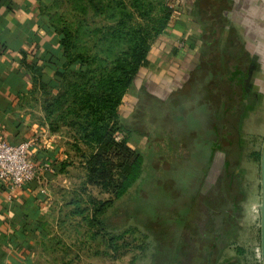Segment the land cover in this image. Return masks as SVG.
<instances>
[{
  "label": "trees",
  "instance_id": "trees-1",
  "mask_svg": "<svg viewBox=\"0 0 264 264\" xmlns=\"http://www.w3.org/2000/svg\"><path fill=\"white\" fill-rule=\"evenodd\" d=\"M101 1L102 10L107 8L116 17L109 30V38L125 36L126 44L109 60L108 68L102 67L91 75L86 74L89 68L84 62L83 53L75 55L72 52L68 31L61 23H53L45 9L44 19L57 34L59 50L55 52L54 60L58 64L56 70L59 78L56 90L49 91L42 103L50 124H72L79 140L90 147L81 154L85 160L84 179L106 189L110 195L103 199L90 198L91 209L87 218L96 234L99 232L100 236H106L112 242L119 233L108 230L109 224L103 211L115 199L123 202L134 196L145 179L143 152L130 145L129 134L144 135L147 147H152L154 143L158 154L157 166L170 158L178 168L194 171L196 186L190 191V201L186 207L180 212L176 211L177 217L185 218L184 211L204 180L214 150H221L224 156L223 165L225 171L228 170L224 173L226 178L228 176L226 188L229 190L232 187L231 173L241 150L240 115L249 102L247 80L253 60L248 56L240 35L220 10L222 4L216 1L217 7L214 8L215 0H194L193 12L200 21L198 34L201 41L196 61L187 66L182 81L162 95L153 94L140 82L134 90L130 109L121 114L117 111L118 99L124 89L131 85L139 65L149 62L146 54L150 40L163 29L169 3L167 0L160 2V9L152 14L149 0H131L137 14H146L139 23L132 25L122 18L132 13L122 10L125 6L123 0ZM143 20L144 23H141ZM49 85L55 83L49 81ZM257 154L258 149L248 151L253 160L258 158ZM225 176L222 178L225 179ZM130 187H133L132 193L127 194ZM222 192L223 189L219 188L211 191L212 196L204 198L208 203L206 210L210 209L212 219L220 224L226 216L223 211L227 210L225 206L220 210L216 207L223 200ZM236 205L233 196L229 200V208L235 209ZM131 213L135 214L134 211ZM142 220L138 221L150 235ZM220 232L217 231L215 237H219ZM157 236L159 248L167 245L164 235L159 232ZM215 242L214 238L212 243ZM162 257L167 258L163 261L167 264L169 257ZM228 259L227 263L204 264L232 263Z\"/></svg>",
  "mask_w": 264,
  "mask_h": 264
},
{
  "label": "rangeland",
  "instance_id": "rangeland-1",
  "mask_svg": "<svg viewBox=\"0 0 264 264\" xmlns=\"http://www.w3.org/2000/svg\"><path fill=\"white\" fill-rule=\"evenodd\" d=\"M164 1L149 0L148 3L152 4L151 13H156L160 9V2ZM123 2L125 6L122 10L132 13L121 15L122 18H125L126 23L136 25L146 14H137L131 0ZM101 3V0H51L45 5L52 22L61 23L68 31L72 52L75 55L83 53L84 62L89 68L87 75L96 74L102 67L108 68L109 60L126 44L125 36L109 38V30L116 17L107 8L102 10ZM152 69L153 65L149 62L139 65L131 85L124 89L118 99L119 113L128 112L134 90L140 82L149 91L154 90L149 75ZM173 83L163 81L161 85H155L159 89L155 95H162L175 86ZM248 99L250 102L255 100L251 96ZM240 117L241 150L238 151V162L231 173L232 187L229 190L226 188L228 176L226 178L224 173L228 170L225 171L223 165L224 156L221 150H214L204 180L190 206L184 211L185 218L177 217L176 211L180 212L190 201V191L196 186L194 171L178 168L170 158L164 159L157 166L158 154L154 143L152 147H147L144 135L129 134L130 145L143 152L145 179L134 196L123 202L115 199L103 211L109 224L108 230L119 233L112 242L108 241V237L100 236L99 232L96 234L93 224L87 218L91 209L90 198L103 199L110 195L106 189L84 179L85 160L78 154L86 153L90 147L78 140L76 147L73 146L71 139L77 137L74 126L59 122L60 132L68 141L65 146L69 158L65 161L66 177L61 180L55 175L49 186L54 189L55 196L60 195L63 203L55 215L46 218L48 221L43 227L44 232L33 250V264H164L167 258L162 255L169 257L167 264L227 263L228 258L232 260L230 264H261L259 214L255 206L259 203V160H253L248 151L256 150L263 139L264 102L256 100L254 104L245 106ZM131 188L127 194L132 193ZM219 188L223 189V200L216 207L218 210L222 206L227 209L223 211L226 216L222 224L212 219L204 199L210 197L211 191ZM231 193L237 204L235 209L229 208V200L233 199ZM141 219L153 238L138 221ZM219 230L221 235L215 237ZM159 232L165 236L167 243L163 248H159L156 242ZM214 238L216 242L213 244ZM172 248L175 250L173 255Z\"/></svg>",
  "mask_w": 264,
  "mask_h": 264
},
{
  "label": "crops",
  "instance_id": "crops-1",
  "mask_svg": "<svg viewBox=\"0 0 264 264\" xmlns=\"http://www.w3.org/2000/svg\"><path fill=\"white\" fill-rule=\"evenodd\" d=\"M50 1L0 0V135L9 142L28 138L29 157L37 163L48 162L47 168L38 171L12 195L0 181V264H33V250L44 232L46 218L55 215L63 203L49 185L55 175L61 180L66 177L68 141L59 125L50 124L42 103L49 91L56 90L59 78L54 60L59 50L57 34L44 19L45 5ZM193 1L167 0L165 25L150 40L146 58L153 65L149 75L154 94L159 92L155 85L163 81L175 85L181 82L187 66L196 61L201 41ZM216 1L222 4L220 10L253 60L247 85L248 96L255 100L247 106L256 100L264 102V0L213 2ZM49 81L55 85L50 86ZM77 140L80 141L78 137L71 139L75 147ZM261 142L257 147L258 160ZM257 192L258 201L259 188Z\"/></svg>",
  "mask_w": 264,
  "mask_h": 264
},
{
  "label": "built area",
  "instance_id": "built-area-1",
  "mask_svg": "<svg viewBox=\"0 0 264 264\" xmlns=\"http://www.w3.org/2000/svg\"><path fill=\"white\" fill-rule=\"evenodd\" d=\"M179 44L182 41L179 40ZM30 145L28 138L17 142H9L0 135V181L8 188V195L23 185L36 173L48 167V162L37 163L27 153Z\"/></svg>",
  "mask_w": 264,
  "mask_h": 264
},
{
  "label": "water",
  "instance_id": "water-1",
  "mask_svg": "<svg viewBox=\"0 0 264 264\" xmlns=\"http://www.w3.org/2000/svg\"><path fill=\"white\" fill-rule=\"evenodd\" d=\"M259 203L257 204L259 214V252L261 253V264H264V133L259 151Z\"/></svg>",
  "mask_w": 264,
  "mask_h": 264
}]
</instances>
